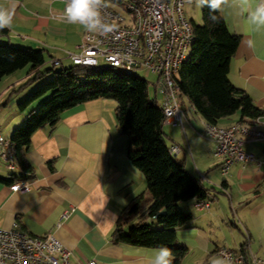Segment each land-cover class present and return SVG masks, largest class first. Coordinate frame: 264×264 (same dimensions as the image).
Masks as SVG:
<instances>
[{
    "label": "crops",
    "instance_id": "0c3cea01",
    "mask_svg": "<svg viewBox=\"0 0 264 264\" xmlns=\"http://www.w3.org/2000/svg\"><path fill=\"white\" fill-rule=\"evenodd\" d=\"M250 2L254 10L258 0ZM13 5L15 14L8 28L11 43L44 49L49 62L60 59L62 64L70 59L67 52L77 51L86 28L56 16L65 10L63 0H0V8ZM221 14L230 31L240 36L229 78L264 110V27L251 24L248 13L231 4ZM29 76L24 68L0 81V114L8 104L24 98L26 91L18 99L13 93ZM188 103L189 108L183 105V128L172 127L170 135L166 132L167 141L169 146L181 148L174 156L186 169L189 163L193 165L190 172L202 180L210 205L186 206L193 219L178 229L179 243L188 247L181 264H220L216 253L222 247L247 249L264 259V140L245 145L259 163L236 162L224 175L223 159L214 155V143L206 135L207 122ZM117 106L110 98L90 100L66 110L55 125L33 134L27 153L33 177L14 182L27 180L30 188L14 191L13 183L0 181V228L17 223L33 236L54 233L71 251L73 262L94 259L98 264H149L156 248L116 243L112 238L121 215L139 195L148 194L145 175L128 158V137L117 123ZM26 116L23 112L13 119L10 134ZM257 127L264 131V117ZM204 138L208 145L198 150L195 143ZM4 167L0 166V176L11 178ZM12 173L25 175L19 164ZM71 209L63 219L64 212ZM59 222L62 224L57 226Z\"/></svg>",
    "mask_w": 264,
    "mask_h": 264
},
{
    "label": "trees",
    "instance_id": "16d2710c",
    "mask_svg": "<svg viewBox=\"0 0 264 264\" xmlns=\"http://www.w3.org/2000/svg\"><path fill=\"white\" fill-rule=\"evenodd\" d=\"M112 6L122 0H105ZM217 22L209 20V9L202 7V23H193L194 42L177 78L179 96L189 100L193 109L209 124L230 122L254 123L264 117L253 98L230 80V66L240 36L232 33L221 11L213 13ZM44 49L14 45L9 29L0 30V81L18 70L28 68L30 75L21 86L37 82L52 73L28 97L18 102L25 120L14 128L13 143L19 167L25 175L11 178L0 176L8 184L33 177V166L27 153L33 134L46 125H55L62 114L87 101L110 98L117 101L116 119L128 137L127 155L130 162L143 172L147 196L139 195L121 215L113 232L116 243L144 248L168 247L172 264H181L188 247L178 241V229L193 219L187 205L206 200L202 180L188 171L185 164L170 152L164 125V113L156 97H150V84L136 74L113 66H52L47 71ZM48 96L38 108L34 103ZM183 105V101L181 100ZM236 120L233 117L236 116ZM229 125V124H228ZM53 169L52 163L50 164Z\"/></svg>",
    "mask_w": 264,
    "mask_h": 264
},
{
    "label": "built area",
    "instance_id": "2783aa9c",
    "mask_svg": "<svg viewBox=\"0 0 264 264\" xmlns=\"http://www.w3.org/2000/svg\"><path fill=\"white\" fill-rule=\"evenodd\" d=\"M65 2V8L67 0ZM187 0H122L116 6L103 0L100 9L111 31L106 35L99 32H84L77 51L67 52L74 64L100 66L103 60L116 69L136 74L145 71L154 74L156 80L149 82L154 88L156 99L164 113V125L183 128L185 112L179 97L177 78L183 63L187 60L193 42L194 32L185 16ZM65 11V10H64ZM57 17L65 19L64 12ZM52 66L62 65L60 59H52ZM263 118V117H262ZM262 118L254 123L234 122L229 125H206V135L214 143V155L223 159L222 173L227 175L230 167L240 162L244 165L258 162L256 155L245 149L249 142L264 140V131L257 127ZM178 145H172L170 152L176 155ZM0 159L8 170L18 166L14 146L10 138L0 133ZM14 191L30 188L27 180L13 183ZM208 200L199 201L197 208L209 207ZM71 210L63 214L69 217ZM62 223L59 222L57 226ZM217 256L220 264H264L258 255L241 249L234 251L222 247ZM0 264H98L90 259L73 262L71 251L54 235L33 236L23 231L17 223L9 229L0 228Z\"/></svg>",
    "mask_w": 264,
    "mask_h": 264
},
{
    "label": "clouds",
    "instance_id": "9594fccd",
    "mask_svg": "<svg viewBox=\"0 0 264 264\" xmlns=\"http://www.w3.org/2000/svg\"><path fill=\"white\" fill-rule=\"evenodd\" d=\"M50 0H45L49 3ZM200 7L209 9V20L217 22L213 13L222 11L229 4L237 6L242 12L248 13L251 24L264 27V0H258L254 10L251 9L250 0H197ZM104 6L103 0H67L64 16L67 22L80 24L89 32H99L106 35L111 31V26L105 22L100 9ZM15 14V5L11 9L0 8V30L11 28ZM173 256L168 247L160 246L154 250L149 264H172Z\"/></svg>",
    "mask_w": 264,
    "mask_h": 264
},
{
    "label": "rangeland",
    "instance_id": "374dc122",
    "mask_svg": "<svg viewBox=\"0 0 264 264\" xmlns=\"http://www.w3.org/2000/svg\"><path fill=\"white\" fill-rule=\"evenodd\" d=\"M184 11H185V16L186 18L188 19V21L191 23V25L193 23H197V24H201L202 23V7L198 6L197 4V0H187L186 4H185V7H184ZM15 45V44H14ZM46 55L47 57L49 58V54L46 52ZM65 66H70L72 65V61L70 59H66L64 64ZM108 65L107 62L101 60L100 61V66H106ZM62 68L61 66L60 67H57L56 69H60ZM48 69H52V66L50 64V62L47 60V62L42 66V70L43 71H47ZM52 73H48L46 78L43 79V80H40L38 82H31L30 84L24 86V87H20L17 91H15L13 93L14 95V99H18L19 97L21 98L20 95H23L25 93V91L27 92V94L24 96V98L28 97V95H30L32 92H34L35 90H37L41 85H43L44 82H46L47 80L50 79V75ZM136 75L139 77V78H142V79H145L147 80L148 82H154L156 80V76L154 74H147V72L145 71H138L136 73ZM149 93H150V97H154L155 95V91H154V88L153 87H150L149 89ZM180 97V96H179ZM24 98H21V99H24ZM48 99V96H45V97H42V98H39L35 103H34V107L38 108L40 106V104L44 101ZM159 100V97L157 98ZM180 99L184 102L183 105L185 104L186 107L189 106V103H188V100L187 98L185 97H180ZM159 102V101H158ZM189 108V107H188ZM31 109V108H30ZM27 110L26 114L28 113ZM23 114V111H21L18 107V104L16 102V104H8V106H6L5 108V111L0 114V124H1V127H0V133L5 137V138H10L11 137V134H10V125L13 121V119H16L17 116ZM172 127L171 126H166V132L170 135L171 132H172ZM207 139L204 138V141L202 140V143L200 142V144L198 143H195L196 145V148L199 150H203L204 147L207 144ZM168 143L170 142V140L167 141ZM213 152H214V149H213ZM192 159V157H191ZM190 159V160H191ZM0 166H3V163H0ZM5 168V167H4ZM187 169L189 171H194V168H193V165L191 163H189L187 165ZM18 171V170H16Z\"/></svg>",
    "mask_w": 264,
    "mask_h": 264
}]
</instances>
